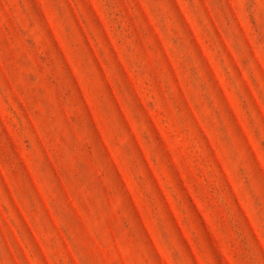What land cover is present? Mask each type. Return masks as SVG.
Segmentation results:
<instances>
[{
    "label": "rangeland",
    "instance_id": "1",
    "mask_svg": "<svg viewBox=\"0 0 264 264\" xmlns=\"http://www.w3.org/2000/svg\"><path fill=\"white\" fill-rule=\"evenodd\" d=\"M0 264H264V0H0Z\"/></svg>",
    "mask_w": 264,
    "mask_h": 264
}]
</instances>
